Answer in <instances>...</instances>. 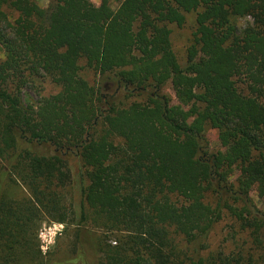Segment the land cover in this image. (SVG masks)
<instances>
[{
	"label": "trees",
	"instance_id": "obj_1",
	"mask_svg": "<svg viewBox=\"0 0 264 264\" xmlns=\"http://www.w3.org/2000/svg\"><path fill=\"white\" fill-rule=\"evenodd\" d=\"M189 15L182 64L172 26ZM0 51V189L7 175L31 193L0 191V264H86L47 261L41 215L99 230L97 264H264L251 196L264 200V0H0ZM44 80L56 91L27 101ZM74 162L77 218L64 194Z\"/></svg>",
	"mask_w": 264,
	"mask_h": 264
},
{
	"label": "rangeland",
	"instance_id": "obj_2",
	"mask_svg": "<svg viewBox=\"0 0 264 264\" xmlns=\"http://www.w3.org/2000/svg\"><path fill=\"white\" fill-rule=\"evenodd\" d=\"M42 6L48 5V0H38ZM96 5H99L101 0H92ZM118 5L113 4V7L116 8ZM194 17L189 15L184 28L180 29L177 26L173 25L172 41L173 48L182 64H185L186 61V46H187V34L188 30H193L194 28ZM0 56L1 51H0ZM92 83H95L98 86H106L107 91L104 93L112 92V89L115 87L114 82L109 79L108 76L93 75L87 74L85 76ZM56 87L48 80L39 81V85L36 88L24 89V98L27 101L39 102L42 99V96L54 93ZM165 95L170 101L172 106H175L180 110L181 114L189 119V109L186 106H180L175 92L169 85L164 90ZM209 140L211 142V150L217 151L221 149L219 143L217 132L215 130H210L208 133ZM3 167L4 162L0 159V180L4 179L3 177ZM72 168V181L71 184L64 190L66 196V205L74 211V215L77 218L80 215L81 201H82V183H81V173L79 170V164L74 162L71 166ZM238 176V170L234 169L230 180L234 181ZM2 188L1 192L9 194L12 198L16 200H23L27 197H30L31 193L29 189L25 186L20 185L17 187L14 184L9 183L8 176ZM7 184V185H6ZM251 196L257 206V208L264 213V200L259 197L258 190L253 189ZM41 225L39 226V241L43 254L47 258V261L51 262H61L69 259H73L79 256V253L84 254V261L86 264H97L99 258V252L97 250L96 243L101 236V232L95 228L88 227V230L80 228V225L76 223L70 225H64L57 223L52 220L51 217L47 215H41ZM78 229L82 231H78ZM228 226L225 227V224H221L216 228V232L212 235L211 242L214 248L220 246L228 240ZM80 232V235H79ZM114 240V239H112Z\"/></svg>",
	"mask_w": 264,
	"mask_h": 264
}]
</instances>
